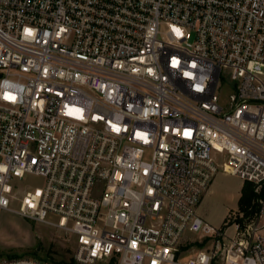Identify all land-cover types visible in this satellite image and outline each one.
I'll list each match as a JSON object with an SVG mask.
<instances>
[{
    "label": "built area",
    "instance_id": "1",
    "mask_svg": "<svg viewBox=\"0 0 264 264\" xmlns=\"http://www.w3.org/2000/svg\"><path fill=\"white\" fill-rule=\"evenodd\" d=\"M221 170L264 187V0H0V215L74 264H264V196L199 213Z\"/></svg>",
    "mask_w": 264,
    "mask_h": 264
},
{
    "label": "rangeland",
    "instance_id": "2",
    "mask_svg": "<svg viewBox=\"0 0 264 264\" xmlns=\"http://www.w3.org/2000/svg\"><path fill=\"white\" fill-rule=\"evenodd\" d=\"M20 194L27 190L43 185V178L27 175L17 181ZM241 180L220 171L213 180L210 191L201 206L200 214L210 223L220 225L227 216L238 208V194ZM198 236H192L196 239ZM199 238V237H198ZM205 242L196 243L189 247L193 253L204 248ZM74 241L64 231L24 219L19 215L3 211L0 215V259H13L19 257H37L49 261L60 262L73 259Z\"/></svg>",
    "mask_w": 264,
    "mask_h": 264
},
{
    "label": "trees",
    "instance_id": "3",
    "mask_svg": "<svg viewBox=\"0 0 264 264\" xmlns=\"http://www.w3.org/2000/svg\"><path fill=\"white\" fill-rule=\"evenodd\" d=\"M264 196V187L256 192L255 184L245 181L242 189L241 196L238 201V210L244 212L247 216H252L258 210L257 200ZM58 264H74V260L56 262Z\"/></svg>",
    "mask_w": 264,
    "mask_h": 264
},
{
    "label": "crops",
    "instance_id": "4",
    "mask_svg": "<svg viewBox=\"0 0 264 264\" xmlns=\"http://www.w3.org/2000/svg\"><path fill=\"white\" fill-rule=\"evenodd\" d=\"M240 180H241V179H240ZM212 184H213V182H212ZM212 184H211L209 190L206 192V194L210 191V189H211V187H212ZM243 184H244V181L241 180L240 191H239V194H238V200L240 199V196H241V189H242ZM206 194H205V196H204V198H203V200H202V203H201V205H200V207H199V212H200V210H201V206H202L203 201H204V199H205V197H206ZM203 216H204V214H203Z\"/></svg>",
    "mask_w": 264,
    "mask_h": 264
}]
</instances>
